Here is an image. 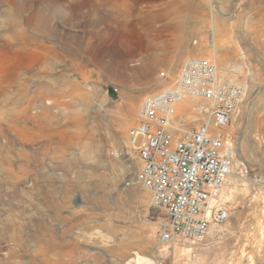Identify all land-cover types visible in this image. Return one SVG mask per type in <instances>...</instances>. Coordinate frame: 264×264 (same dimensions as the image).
Here are the masks:
<instances>
[{"label":"rangeland","instance_id":"rangeland-1","mask_svg":"<svg viewBox=\"0 0 264 264\" xmlns=\"http://www.w3.org/2000/svg\"><path fill=\"white\" fill-rule=\"evenodd\" d=\"M170 1L0 0V264H264V0ZM210 31L219 64L243 52L255 76L229 129L230 217L162 244L128 132L185 58H215Z\"/></svg>","mask_w":264,"mask_h":264},{"label":"built area","instance_id":"built-area-1","mask_svg":"<svg viewBox=\"0 0 264 264\" xmlns=\"http://www.w3.org/2000/svg\"><path fill=\"white\" fill-rule=\"evenodd\" d=\"M206 39L215 58H185L172 84L143 98L128 132L139 160L135 181L150 194L151 207L166 215L158 233L162 244L201 243L230 217L220 203L238 165L229 129L255 76L243 52L219 64L213 31ZM160 75L168 78L165 71Z\"/></svg>","mask_w":264,"mask_h":264},{"label":"crops","instance_id":"crops-1","mask_svg":"<svg viewBox=\"0 0 264 264\" xmlns=\"http://www.w3.org/2000/svg\"><path fill=\"white\" fill-rule=\"evenodd\" d=\"M182 0H172V1H170L172 4L174 3V4H178V3H180ZM185 1H187V3L189 2H191V3H193L194 4V8L196 9L197 8V6H196V4L198 3L199 4V9H201L202 7H203V5H202V3H203V1L204 0H185ZM226 0H213V2H215V3H223V2H225ZM186 9H188V7H186ZM202 57H205V56H202Z\"/></svg>","mask_w":264,"mask_h":264},{"label":"bare ground","instance_id":"bare-ground-1","mask_svg":"<svg viewBox=\"0 0 264 264\" xmlns=\"http://www.w3.org/2000/svg\"><path fill=\"white\" fill-rule=\"evenodd\" d=\"M134 179H135V176H134ZM138 264H153V261L147 258L145 259V258L139 257Z\"/></svg>","mask_w":264,"mask_h":264},{"label":"water","instance_id":"water-1","mask_svg":"<svg viewBox=\"0 0 264 264\" xmlns=\"http://www.w3.org/2000/svg\"><path fill=\"white\" fill-rule=\"evenodd\" d=\"M148 258V257H147ZM154 261V260H153Z\"/></svg>","mask_w":264,"mask_h":264}]
</instances>
